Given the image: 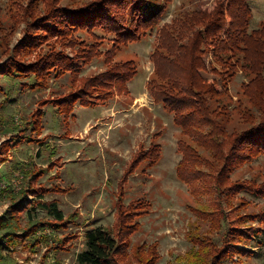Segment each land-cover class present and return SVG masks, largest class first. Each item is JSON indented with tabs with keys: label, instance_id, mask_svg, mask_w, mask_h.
<instances>
[{
	"label": "rangeland",
	"instance_id": "obj_1",
	"mask_svg": "<svg viewBox=\"0 0 264 264\" xmlns=\"http://www.w3.org/2000/svg\"><path fill=\"white\" fill-rule=\"evenodd\" d=\"M126 1L0 0V215L8 219L13 201L25 192L11 222L23 230L31 219L43 237L34 247L32 239L22 238L5 253L13 264H81L77 255L85 232L102 226L119 245L113 264H186L187 252L198 244L216 255L212 264H263L264 150L239 146L225 169L223 161L216 163L217 181L206 177L212 171L199 167L202 183L192 191L176 174L178 140L192 143L150 92L152 82L164 84L151 56L160 30L178 25L188 10L211 13L226 0H137L158 3L162 11L141 31L132 12L127 26L141 36L126 44L100 26H81L67 38L32 35L41 19L74 14L95 2L117 13ZM248 5L251 30L264 19V0H248ZM57 55L72 57L73 69L47 72ZM201 60L205 76L224 80L222 111L238 102L251 107L253 75L240 62L224 66L211 51ZM19 64L22 75L13 76L9 65ZM160 70L165 76L164 63ZM120 74L132 78L124 82ZM102 78L113 86L98 84ZM74 92L87 105L77 101L68 112L66 102ZM258 120L238 123V130ZM156 143L160 158L152 164ZM38 194L56 201L62 221L38 206ZM228 239L239 251L229 248Z\"/></svg>",
	"mask_w": 264,
	"mask_h": 264
},
{
	"label": "trees",
	"instance_id": "obj_2",
	"mask_svg": "<svg viewBox=\"0 0 264 264\" xmlns=\"http://www.w3.org/2000/svg\"><path fill=\"white\" fill-rule=\"evenodd\" d=\"M148 1L140 3L137 0H128L125 3L126 8H122L117 13L106 8L104 4L95 2L79 8L74 14H62V12L53 19H41L37 28L38 34L32 35L38 38L44 36L67 38L70 32L81 26L87 28L100 26L108 32H113L119 43L137 41L141 35L140 32L127 26L131 21L129 15L131 16L132 12L137 14L136 23H139L141 31L154 25L162 11V6L158 7V3ZM155 5L158 7L157 10L154 8ZM210 12L197 8L188 10L182 15L178 25L168 27L166 31L160 30L157 47L151 55L158 70L157 74L164 81L161 86L152 82L150 91L152 97L155 102L161 103L168 113H172L174 124L181 128L192 143L190 145L178 140L181 159L176 166L178 178L188 183L192 191H198L196 184L199 181L202 183L204 174L200 176L199 167L212 171V174L206 177L217 181L218 176L214 175L216 163L223 161L221 171L225 169L227 160L232 158V153L239 146H244L245 143L250 151L264 150V19L258 27L248 29L252 22L248 0H226ZM145 25L147 26L144 27ZM207 51H211L220 64L232 67L240 62L241 69L253 75L248 96L251 107L238 102L234 106L227 104L225 111L219 108L227 89L223 79L220 78L221 82H219L203 74L207 69L201 60V55ZM63 57L65 59H59L57 55L50 60L46 71L52 72L56 68L71 71L72 57ZM163 63L166 66L165 76H162L160 70ZM19 66L22 65H9L13 76L22 75ZM28 72L35 77L39 76L32 66H28ZM211 72L224 77L216 68L212 67ZM133 73L135 75V71ZM120 76L121 81L124 82L132 78V75L120 74ZM41 79H43L42 75ZM98 84L113 86V83H108L105 78H102ZM70 96L72 98L66 102L68 112L77 101L87 105L78 93L74 92ZM229 106H231L230 110H228ZM255 117L259 119L257 125L242 131L238 130V123H254ZM152 146L150 163L156 164L160 158L161 148L157 143ZM235 159H238L236 155L233 160ZM31 191L36 195L34 188H31ZM24 193L22 197L13 201L15 207L13 206L11 212L9 211L8 219L6 214L0 215V264H13L12 257L5 251L9 252L11 245L17 244L20 239L29 237L32 239L30 246L34 247L43 238L37 233L36 222L31 219L23 230L17 227L16 220H13L14 223L11 222L12 211L14 208L17 209L16 202L21 198L25 199ZM37 200L38 206L48 215L54 220L62 221L63 212L58 209L56 201L43 200V194H38ZM10 239L14 240L10 241ZM22 241L28 242L26 239ZM233 243V240L228 239L226 244L229 248H236V251H239ZM197 246L187 252L186 264H212L216 255L211 257L212 252H205L206 249L202 252L199 244ZM119 251V245L113 234L102 226H96L85 232L84 249L78 253L77 259L81 264H113L115 255Z\"/></svg>",
	"mask_w": 264,
	"mask_h": 264
},
{
	"label": "crops",
	"instance_id": "obj_3",
	"mask_svg": "<svg viewBox=\"0 0 264 264\" xmlns=\"http://www.w3.org/2000/svg\"><path fill=\"white\" fill-rule=\"evenodd\" d=\"M3 186H5V184H3Z\"/></svg>",
	"mask_w": 264,
	"mask_h": 264
}]
</instances>
